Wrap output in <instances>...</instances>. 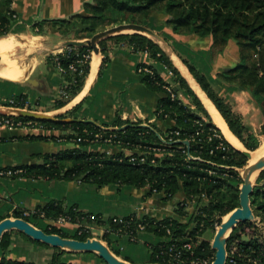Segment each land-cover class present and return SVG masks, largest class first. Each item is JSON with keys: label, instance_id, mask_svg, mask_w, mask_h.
I'll list each match as a JSON object with an SVG mask.
<instances>
[{"label": "trees", "instance_id": "16d2710c", "mask_svg": "<svg viewBox=\"0 0 264 264\" xmlns=\"http://www.w3.org/2000/svg\"><path fill=\"white\" fill-rule=\"evenodd\" d=\"M12 1L0 0V35L3 36L11 32L16 20V15L11 9ZM83 10L84 13H75L66 18L35 20L31 23L32 32L37 34L56 30L62 36H68L73 32L76 38H90L109 25L137 23L156 31L168 27L177 34L210 37L211 49L217 52H221L228 41L232 40L237 46V61L216 73V76L223 87L235 86L246 91L259 107L264 119V0H90L83 3ZM158 13L164 16L161 24L155 23V15ZM79 23L87 26L80 28ZM162 35L168 41L169 35L166 33ZM107 40L128 43L138 52L147 51L152 59L151 67L156 78L151 79L147 75L140 77L150 90L159 93L154 113L159 118L172 121L173 124L166 129V132H172L170 135L172 140L168 141L166 132L160 133L153 125L145 127L139 123L122 122L119 118H114L111 122H101L100 126H97L85 122L35 120L0 115V118L33 121L41 124L44 129L59 130L56 136L25 135L23 136L25 139L46 140L56 139L58 136L81 138L73 143V147L41 155L39 163L18 167L25 169V178L76 180L81 183H93L98 187L110 185L117 189L146 188V195H156L164 202H173L172 213L160 219L146 214L137 215L135 212L126 216L104 218L101 214L78 210L75 204L65 206L55 199L35 208L42 210L48 220H54L62 215L68 217L72 223L90 224L95 221L96 224L104 226L108 232H104L101 239L113 253L131 263L176 264L166 255L168 247L172 243L180 247L184 242H191L192 258L198 257L205 260L206 264H210L214 251L211 249V241L204 237V233L207 229L213 230L219 226L222 217L239 206V186L242 180L236 169L244 167L248 159L227 141L228 138L224 137V133L216 126L214 120L212 121V116L201 100L155 42L139 33L116 34L98 42L102 53ZM174 47L179 48V53L187 52L186 56L189 58H184L179 53L177 55L225 120L235 140L247 150L255 152L264 139L259 145L258 135L243 123L241 116L233 110L230 103L214 90L212 72L210 73L211 68L207 59L203 55H197L184 44L176 43ZM90 54L91 48L85 45L67 46L61 53L48 56L47 59L53 65L56 63L54 58L57 57L65 69L75 55L82 57L84 61L77 65L78 68H82L81 73L71 71L60 73L63 78L64 95L53 102L52 109L62 108L80 92L90 66V57L83 58V55ZM105 60L106 57L102 59L100 67L104 65ZM162 65L174 76L177 86L174 91L177 94L181 92L188 99V103L179 98L171 99L166 93L162 87L164 81L160 74ZM13 101V103L0 101V105L25 107L24 96H15ZM77 104L57 117L75 118L73 112ZM28 106L27 109L31 110ZM124 124L128 125L124 130L113 129ZM84 130L92 134L101 133L104 136L112 133L133 145L161 144L165 146L166 153L160 157L156 156L154 163L150 162L151 157L143 163L131 162L123 152L106 154L102 150H94L92 135H86ZM176 130L179 132L178 135L173 133ZM65 132L67 134H64ZM260 135L264 137V120L260 127ZM184 139L189 141V154L185 145L176 143L177 140ZM255 182L250 195L255 220L240 222L232 229L227 239L225 264H230V261L231 264H264V170L260 172ZM21 209L16 207L9 215L0 214V220L8 216L23 217L46 233H56L62 237L79 240L91 237L89 231L83 230L79 234L77 230L79 228L51 226L37 216H22ZM190 214L191 217L188 219ZM92 215L95 220L90 218ZM115 217L128 221L129 225L113 222L112 219ZM138 222L145 224V229L139 233L136 231ZM12 232L19 233L34 245L51 248L53 252L48 264H78L72 263L76 255H95L64 251L12 230L5 232L0 238V264H36L8 257L12 253ZM143 235L146 236L144 244L147 246V258L140 261L123 251L124 246L121 244L122 240L126 241L125 244L137 242ZM130 236L135 237V240H130ZM186 256H189V253ZM190 258L185 257L181 264H190Z\"/></svg>", "mask_w": 264, "mask_h": 264}, {"label": "crops", "instance_id": "0c3cea01", "mask_svg": "<svg viewBox=\"0 0 264 264\" xmlns=\"http://www.w3.org/2000/svg\"><path fill=\"white\" fill-rule=\"evenodd\" d=\"M87 1L90 0L12 1L11 9L16 15V20L12 25L11 32L5 36L0 35V101H9L15 96L22 95L26 99L25 108L29 105L28 107L34 111L47 113L61 111L60 114L80 102L73 112L75 118L91 119L98 124L119 118L126 123L153 125L160 133H165L173 123L170 120L157 117L154 113L160 95L150 90L136 71L138 63L143 61L152 63V59L135 51L128 43L121 41L107 40L103 53L100 51L97 55L92 52L89 72L80 92L62 108L52 109L53 102L61 98L63 78L55 65L51 64L47 58L62 49L67 40H83L85 38H76L77 36L73 32L68 36H62L56 30L35 34L32 32L31 23L39 19L66 18L75 13H84L83 3ZM167 28L161 31L170 34L166 42L174 50L175 55H177L174 48L176 43L188 45L197 55H203L211 68L212 87L229 102L215 88V83L223 87L216 73L232 66L237 61L238 51L235 42L228 41L224 49L217 52L211 49L212 40L210 37L201 38L195 34H177ZM130 29L120 32L132 33L133 31ZM161 31L156 32L162 35ZM154 38L155 41L158 40L156 37ZM172 56L179 61L176 56L173 54ZM104 57H106L105 63L100 67ZM179 64L187 71L184 64L180 61ZM161 70L163 81L177 88L174 76L168 71V68L162 65ZM178 96L184 103H188V99L181 92L178 93ZM249 97L251 98L250 95ZM253 104L259 108L254 102ZM234 111L242 119L241 111L236 109ZM58 133L59 130L53 129L26 127L10 129L0 125V167L36 164L41 161V155L68 148L64 140L59 141L57 138L46 140L23 138L25 135L56 136ZM92 148L97 151L104 149L99 144H95ZM113 151H117V149L114 148ZM57 181L61 184L65 183V180L58 178L31 179V177H26L22 180L0 178V214L9 215L16 207L33 209L52 199L61 201L65 206L75 204L78 210L91 212L88 205L84 207L75 198L67 196L70 194V190L75 189V186H82L79 181L66 182V190L61 192V195L45 193L43 188H40L51 182L54 185ZM102 188L104 192H109L106 187ZM146 191V188L130 189L129 192L138 198L134 204L133 211L135 213L150 215L158 219L172 213L173 202H164L156 195H146ZM108 216L117 215L110 214ZM143 238L145 239L142 237L140 240ZM11 239V248L19 249L12 250L8 257L32 261L36 264H48L53 252L51 248L34 245L17 232L12 233ZM27 247H33V249L23 250ZM97 258L99 257L95 255L90 258L85 255H76L72 259V263L104 264L100 258V261Z\"/></svg>", "mask_w": 264, "mask_h": 264}, {"label": "water", "instance_id": "95a60500", "mask_svg": "<svg viewBox=\"0 0 264 264\" xmlns=\"http://www.w3.org/2000/svg\"><path fill=\"white\" fill-rule=\"evenodd\" d=\"M86 26L87 25L79 23L80 28L86 27ZM127 28L136 29L139 32L136 31L133 33L143 34L147 36L148 38H150L153 42H155L160 47V49L166 54V56L169 58V60L171 61L173 66L178 70L181 76L188 83L187 79L184 77V75L182 74V72L180 71V69L178 68V66L176 65V63L174 62L171 56L173 54L183 64L181 59L177 55H175L174 50L167 44L166 40L159 35V33L141 24L120 23L117 25H113L112 27H109V28H106L104 30H100L94 33L90 38H85L83 40H67L65 44L63 45V47L88 45L91 48V51L94 54L98 55L100 52L98 42L100 40L106 39L116 34H122L121 32H117V31L121 29H127ZM152 37H156L158 40H160L163 43L164 46H162L158 41H155ZM189 74L191 75L190 72ZM192 78L194 79L193 76ZM188 85L190 86L189 83ZM190 88L192 89L191 86ZM176 89L177 88L174 87V90ZM194 93L196 94L195 91ZM197 97L199 98L198 95ZM59 114L60 113L50 114L47 112H38V111L30 110L27 108H18V107L0 105V115L25 117V118L35 119V120L85 122V123H92L97 126H100L98 123H96L95 121L91 119L58 118L57 115ZM126 126L128 125L124 124L120 127H114L113 129L118 130V131L124 130ZM141 126L149 127V125H145V124ZM157 135L160 137L158 133ZM176 143L185 145L187 148V154H189V141L187 139L177 140ZM236 149L241 151L247 159L250 158L251 151L245 150V149L242 150L238 148ZM236 170L239 172L241 180H242V183L239 186V195H238L239 206L234 208L228 214H226L225 215L227 216L226 219H223L225 217L223 216L221 223L219 224L218 227H216L213 239L211 240V243H210L211 249L214 251V257L210 264H225L226 259H227L226 244H227V239L232 229L240 222L255 220V217H254L251 205H250V195L255 185L254 181L256 180L260 172L264 170V155L260 156L254 162L250 164L248 163V160H247V163L244 167L237 168ZM254 175H255V178L253 179ZM195 205L196 204H194V206ZM190 217H191V214L189 215L188 219ZM12 230L18 231L24 234L25 236L31 238L32 240L42 242L51 247L60 248L61 250H64V251L94 253L96 256L102 259L106 264H160V263H131L130 261L124 260L121 257L119 258V256H117L115 253L112 252V250H110L107 244H104L102 242L101 238L88 237L85 240H79L75 238L62 237L56 233H46L41 228L36 227L34 224L30 223L29 221L21 217L8 216L0 220V238L5 232L12 231Z\"/></svg>", "mask_w": 264, "mask_h": 264}, {"label": "built area", "instance_id": "2783aa9c", "mask_svg": "<svg viewBox=\"0 0 264 264\" xmlns=\"http://www.w3.org/2000/svg\"><path fill=\"white\" fill-rule=\"evenodd\" d=\"M64 48V47H63ZM63 48L60 49L58 52L54 53H61L63 51ZM92 53V51H91ZM143 55L148 56L147 51H143L141 52ZM90 55H83V58H88L90 57ZM54 61H56V63L54 64L55 67L58 69L59 73H64L66 71H71V72H78L81 73L82 72V68H78L77 65L82 64L84 61L81 58L78 57V55H75V58L69 63L68 67L65 69L60 65L59 60L57 59V57L54 58ZM152 63H149L148 61L146 62H141L137 65L136 67V71L138 72V74L140 75H147L149 76L151 79H155V72L153 71V68L151 67ZM170 73L171 71L168 70ZM159 81H156V83H158ZM162 87L164 88V90L166 91V93L170 96L171 99H175V98H179L178 94L174 91V87L170 84L164 81V83H162ZM60 94L64 95L63 90H61ZM180 99V98H179ZM13 99L9 100V103H13ZM12 107V106H11ZM25 108V107H24ZM0 125L6 126L10 129L13 128H22V127H26V128H30V129H44V127L41 124H38L36 122L33 121H24V120H20V119H10V118H6V117H1L0 118ZM69 133H73V132H69ZM84 133L86 135H92V143L94 144H99L103 146V150L106 154H112L115 151H113V149H117V152H123L124 155H126L128 157V160L131 162H137V163H143L146 161V159L148 157H151L150 162L154 163L155 162V157L157 156H163L166 153L165 150V146L161 145V144H143V145H133L132 143H130L129 141H122L121 139H119L115 134H108L107 136H104L101 133H90V131L84 130ZM175 135H178L179 132L176 130L173 132ZM64 134H67V132H65ZM76 133L74 132V135ZM172 134L171 131L166 132L165 136L167 138L168 141L172 140V137H170V135ZM57 139L59 141H71L72 143H75L77 141H79L81 138H65V137H60L58 136ZM208 139H211V135L210 137H208ZM163 141H165V139H163ZM211 172V171H209ZM24 173H25V169L22 167H18V166H13V167H4V168H0V178H8V179H18V180H22L24 179ZM34 179V178H31ZM153 192H155V189H153ZM22 210V216H37L41 219H43L48 225L51 226H70L71 228H79L78 233H82V231H89L91 234L94 233L93 229H99L101 231V234H103L104 232H108L107 229L104 228V226L102 225H98V224H92V223H86V224H80V223H72L70 221V219L66 216H58L56 219L54 220H48L45 218V214L42 210H39L37 208H33V209H21ZM137 215H142V214H137ZM23 218V217H21ZM91 219H94V216H90ZM113 222H118V223H123L124 226H127L128 221H124L122 218H113L112 219ZM129 225V224H128ZM137 227V233L142 232L145 229V224L142 222H138L136 224ZM217 227V226H216ZM167 232L169 233V230H167ZM130 240H135V237L130 236ZM122 248V247H121ZM192 243L191 242H184L181 244L180 247H177L176 243H172L167 251H166V255H168L173 261L176 262V264H181L184 261L185 257H191L189 259V263L190 264H206L205 260H202L198 257H193V251H192ZM161 253H163V251H161ZM187 253H189V256H186ZM231 264V261H230Z\"/></svg>", "mask_w": 264, "mask_h": 264}, {"label": "rangeland", "instance_id": "374dc122", "mask_svg": "<svg viewBox=\"0 0 264 264\" xmlns=\"http://www.w3.org/2000/svg\"><path fill=\"white\" fill-rule=\"evenodd\" d=\"M163 21H164V18H163L162 14L158 13L155 15V23L158 22L161 24ZM112 26L113 25H109V26L105 27L104 29L112 27ZM164 28H167V27H163V29ZM104 29H102V30H104ZM162 33H166V32H162ZM167 35L170 36V34H167ZM160 36L163 37V35H160ZM158 42L160 43V41H158ZM187 47H188V45H187ZM189 49L191 51H193L191 48H189ZM175 50L177 51V53H179L178 47H177V49L175 48ZM193 52H195V51H193ZM179 54L184 58L185 57L189 58V56H186L187 52H185V51L180 52ZM215 88L222 95H224V97H226V99H228V101L231 103V106H233L234 110L236 109L238 111H241L243 122L245 123V125H247L251 129V131L254 134L258 135V137L260 139V143H259V145H260L262 140L264 139V137L260 135V125H261V122L263 121V115H262L260 109L257 108L253 104V100L249 97V95L246 92L241 91V89H238L235 86L231 87V88H223V87L219 86V84L215 83ZM59 112H61V111H52V112H50V114L59 113ZM263 142H262L261 146L264 144ZM64 143L66 144L67 147H73L74 146V144L71 141H65ZM261 146H258L257 149H259ZM234 147L242 149V150H244V149L247 150L243 145H241L238 142H237V145H234ZM252 153H254V152L251 151V154ZM6 179H8V178H6ZM70 181H72V180H70ZM255 181H254V184L256 183ZM66 182H68V181H65L64 184L63 183L61 184L57 181V182H55L54 185H53V182H51L50 184L46 185L45 187H40V188H43L45 193L61 195V192H64L66 190ZM74 182H75V180H74ZM102 187H106V189L109 192H104ZM102 187H98L93 183L82 182V186H78V187L75 186V189L73 191L70 190V194L67 196H68V198H71V197L75 198L78 201V203L84 207H85V205L86 206L88 205V209H90L91 212L101 214V216L104 218H106L110 214H114L117 216H126V215L134 212L133 211L134 204L138 201V198L129 192L130 189H128L127 187H124V188L120 187L117 189L116 187H113L110 185H104ZM40 188H38V189H40ZM86 212H89V211H86ZM93 220H95V219H93ZM92 224L96 225L95 221H93ZM215 230H216V228L213 230L207 229L204 233V237H206L208 240L211 241L213 239ZM93 232H94L92 234L93 237L101 238L102 234H101V231L99 229L95 228V229H93ZM142 237H145V239H146V236L143 235ZM143 239H141L137 242H130L127 244H125V242H126L125 240H122L123 242L121 245L124 246L123 251H126L128 254L133 256V258L138 259L140 261L146 260V258H147V255H146L147 246L144 244L145 239L144 240ZM102 242L104 244H106L105 241L102 240ZM16 249H19V248H14L12 250H16ZM31 249H33V247H30V248L27 247L26 249H23V250L30 251ZM87 256L90 258L91 256H94V255H85V257H87ZM97 259H98V261H100L99 258H97Z\"/></svg>", "mask_w": 264, "mask_h": 264}, {"label": "bare ground", "instance_id": "6f19581e", "mask_svg": "<svg viewBox=\"0 0 264 264\" xmlns=\"http://www.w3.org/2000/svg\"><path fill=\"white\" fill-rule=\"evenodd\" d=\"M127 29H130V28H127ZM122 30L126 31L125 29H121V30H118L117 32H120V31L123 32ZM130 30L133 32H136V31L139 32L138 30L133 29V28H131ZM131 31H129V32H131ZM152 38L155 40L154 37H152ZM160 43L163 45V43L161 41H160ZM173 59H174V62L176 63V65L178 66V68L180 69V71L182 72V74L184 75V77L187 79L188 83L191 85L193 90L199 96L200 100L202 101V103L205 106V108L207 109V111H209V114H210V116H212L211 118H213L215 124L224 133V136L230 140L232 145H237V142H236L234 136L229 131L224 119L217 112V110L215 109L213 104L210 102V100L204 95V93L201 91L200 87H198L199 85H197L195 83V80L191 78V76L188 74L186 69L182 65L179 64V61L175 57H173ZM262 155H264V144L257 151H255L254 153L251 154L250 158L248 159V163L250 164V163L254 162L257 158H259ZM254 178H255V175L253 176V179ZM226 217L227 216H225L224 219H226Z\"/></svg>", "mask_w": 264, "mask_h": 264}]
</instances>
